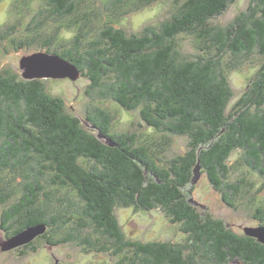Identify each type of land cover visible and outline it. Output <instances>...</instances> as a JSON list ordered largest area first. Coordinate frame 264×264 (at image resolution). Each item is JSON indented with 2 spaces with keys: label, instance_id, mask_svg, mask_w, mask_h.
<instances>
[{
  "label": "trees",
  "instance_id": "obj_1",
  "mask_svg": "<svg viewBox=\"0 0 264 264\" xmlns=\"http://www.w3.org/2000/svg\"><path fill=\"white\" fill-rule=\"evenodd\" d=\"M85 1H40L29 20L21 16L0 32L15 48L41 42L72 62L89 80L86 94L99 100L82 119L43 80L0 71V205L13 202L1 214L8 236L45 224L37 238L46 244L74 242L116 256L115 264H264L263 243L189 202L199 163L231 207L250 193L253 218L264 225V199L255 195L264 188V0H250L225 24L213 20L237 0H173L167 19L132 34L122 18L159 0H105L100 16ZM183 37L192 54L182 51ZM255 63L230 106V74ZM104 100L139 108L152 134L113 131ZM175 135L186 138V149L169 157ZM239 167L260 176L255 191L247 173L228 180ZM118 207L160 208L186 238L126 239Z\"/></svg>",
  "mask_w": 264,
  "mask_h": 264
},
{
  "label": "rangeland",
  "instance_id": "obj_2",
  "mask_svg": "<svg viewBox=\"0 0 264 264\" xmlns=\"http://www.w3.org/2000/svg\"><path fill=\"white\" fill-rule=\"evenodd\" d=\"M40 1L43 0H26L25 4H23V1L0 0V32L5 31L7 25L15 24L18 19L20 20L21 16L26 17L24 21L29 20L35 9H38ZM104 1L86 0L85 4L87 5V9L93 10V15L97 13L100 16L104 12ZM249 1L237 0L228 6L224 14L217 16L213 21L220 24L227 23L239 11L245 9ZM172 3L173 0H159L148 6L139 8L124 16L120 21V26L127 34L140 33L145 27L157 26L170 16L173 6ZM17 27L20 28L19 26ZM64 34L65 36L71 35L70 32H65ZM8 38L6 36L4 39H0V71H9L21 76L22 71L19 68V60L21 57L32 54L33 52L44 51L42 44L41 42H36L37 44L15 48L14 45L10 44ZM181 42L183 46L182 51L192 54L193 48L190 39L183 37ZM257 66V63L246 64L240 70L230 74V84L234 91V97L230 101V106L234 104L238 96L246 88ZM41 80L44 81L48 93L53 96H59L64 100L65 109L69 113L76 114L82 119L89 106L99 102L96 97L92 98L86 94L89 80L82 76L81 71L80 77L76 80H71L70 78H44ZM103 104L114 115L112 121L113 131L152 134L153 131L140 118L139 108L126 111L113 100H104ZM83 123L87 125L85 121ZM185 149L186 138L175 135L172 138L171 148L166 153L170 157L182 153ZM238 155L239 151H234L228 162L232 163ZM242 173H247L248 179L253 181V191H255L260 186L262 179L250 168L247 171L246 168L239 167L237 170L231 171L228 180L233 181L240 177ZM191 185L194 186L191 197L198 203L193 205L201 214H204L206 211L211 216L222 219L236 232H243L242 229L245 226H256L260 224L259 221L253 218V207L249 202L250 193L244 195V197L235 199V207H231L224 202L221 196L222 193L213 187L205 173L201 172L197 182L194 184L191 183ZM255 195L264 199V188L256 192ZM17 196L15 195V197ZM12 203V201H9L6 205H0V264L116 263L117 257L110 255L108 252H85L74 242L49 245L45 243L44 239H38V236L30 241L32 243L31 245H28L29 242L9 250H3V243L13 235L8 236L7 228L5 226L3 227L4 223H2L1 214L3 209ZM115 214L126 239L142 243L159 240L182 243L186 238V235L180 231L179 226L173 224L160 208L149 211H135L128 207H118L115 210Z\"/></svg>",
  "mask_w": 264,
  "mask_h": 264
},
{
  "label": "water",
  "instance_id": "obj_3",
  "mask_svg": "<svg viewBox=\"0 0 264 264\" xmlns=\"http://www.w3.org/2000/svg\"><path fill=\"white\" fill-rule=\"evenodd\" d=\"M19 68L21 69V77L25 80L32 79H59L70 78L76 80L80 77V70L72 62L62 58L58 54H52L45 51H37L32 54L21 57L19 60ZM99 133L98 137H101ZM112 145L110 142H107ZM200 176V165L197 163L193 170L192 184L197 182ZM189 193H192L189 190ZM191 204H198L197 201L190 197ZM45 224H38L27 227L22 231L14 234L3 243V250H9L20 245L29 243L35 237L45 232ZM243 233L247 236L255 238L258 242L264 244V225L245 226Z\"/></svg>",
  "mask_w": 264,
  "mask_h": 264
}]
</instances>
